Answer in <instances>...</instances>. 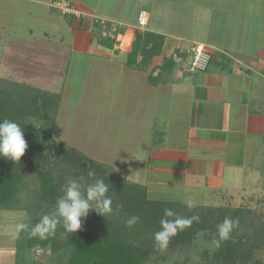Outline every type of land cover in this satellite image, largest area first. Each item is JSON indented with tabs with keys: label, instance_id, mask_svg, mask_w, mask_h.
Listing matches in <instances>:
<instances>
[{
	"label": "crops",
	"instance_id": "0c3cea01",
	"mask_svg": "<svg viewBox=\"0 0 264 264\" xmlns=\"http://www.w3.org/2000/svg\"><path fill=\"white\" fill-rule=\"evenodd\" d=\"M72 1L81 19L62 14L52 0H0V19L9 24L0 22V71L39 83L55 78L64 86L57 91L58 115L71 107L85 112L78 139L103 160H118L120 172L142 174L134 183L157 188L164 197L174 190L181 195L179 201L177 194L164 200L264 213V54L256 43L247 51L246 41L234 47L208 34V40L195 37L191 0ZM176 3L189 5L179 15L190 20L177 16L171 27L165 8ZM199 7V21L209 19V7ZM136 30L163 36L160 52L142 68L127 63ZM101 40H112V46ZM196 45L211 57L203 70L188 67ZM165 58L175 64L162 69ZM118 125L119 149L99 142L97 128L102 134ZM3 255L0 250V264Z\"/></svg>",
	"mask_w": 264,
	"mask_h": 264
},
{
	"label": "trees",
	"instance_id": "16d2710c",
	"mask_svg": "<svg viewBox=\"0 0 264 264\" xmlns=\"http://www.w3.org/2000/svg\"><path fill=\"white\" fill-rule=\"evenodd\" d=\"M111 41L101 40L106 46H112L113 41ZM162 41L163 36L161 34L136 30L135 38L128 53L127 63L138 68L146 66L152 57L160 52ZM210 59L211 57L209 61ZM168 64L170 66L175 62L171 58H165L160 67L165 69ZM12 87L16 90L12 92L16 97L6 92L0 94V121L4 119L12 120L22 128L28 146L20 160L28 155L36 157L35 163L36 168H38L36 171L41 184L40 198L43 199V204L47 205L49 214L54 211L56 201L62 195L58 172L64 174L73 170H76V174L83 175L87 180L92 177L104 180L109 185L107 195L111 197L114 209L111 215L105 217L95 210H89L87 217L82 218L81 228L77 232L67 234L64 228L58 225L55 235L49 236L47 239H40L38 236L31 234L32 225L37 223V219L30 215L27 222L31 225L18 240V245L21 248H31L35 245L46 247L49 245L54 252L63 249L68 253L65 264H145L150 255L158 250L155 247L153 234L159 230L160 220L165 218V209H171L178 216L199 217L198 221H194L190 227L178 232L170 240L167 248L170 250L189 246L198 231L206 228L214 229L226 217L238 220V224L242 223V225H247L244 224L247 223L245 221H250L253 212L249 209L231 210L218 207L213 210L214 207L192 208L191 211L185 214L181 211L180 204L182 203L150 199L145 192V186L141 184L110 179L100 174L89 177V173L93 174L96 170H99L98 164L91 163L90 166H85L82 163V156L77 150L72 147L59 149V147L49 144L47 142L48 133L43 130V127L36 129L30 123L24 121L25 113L28 115L36 114L37 107L35 104L39 102V99L42 104V97L38 99L36 95L31 96L28 98V106L21 101H17V97H21V100L24 99L25 91L29 93L31 89L29 91L25 89L24 91L23 89H16L18 86L12 85ZM45 96L51 104L46 103L48 106L47 112L41 115H46L45 118L48 120L45 123L50 125L49 122L53 118L52 111L57 106L58 96ZM15 98L16 101L11 102ZM38 108L40 109L39 114L44 112L43 107L38 105ZM44 151H48L49 155L48 153L43 154ZM40 156H42L41 159L38 158ZM52 156L56 159L53 162ZM19 166V162L0 157V206L11 204L16 199V195L20 190L21 170ZM58 166L60 170L57 169ZM177 208H180V210ZM133 215L138 216L140 219L138 223L129 227L126 222ZM243 233L242 230L235 227L231 233L232 237H236L235 240L231 239L230 235L228 240L222 241L219 247L213 251L214 259L222 261L223 264H246L249 251L247 249L241 250V247L244 246L243 243L245 244V240H247ZM63 235H65V238L60 242L59 238ZM248 264L256 263L250 261Z\"/></svg>",
	"mask_w": 264,
	"mask_h": 264
},
{
	"label": "rangeland",
	"instance_id": "374dc122",
	"mask_svg": "<svg viewBox=\"0 0 264 264\" xmlns=\"http://www.w3.org/2000/svg\"><path fill=\"white\" fill-rule=\"evenodd\" d=\"M192 4L190 5V10L192 11L195 9L194 16V36L201 37L204 39L207 34L210 37V39L214 40L216 43L219 42H225L227 40H230L231 42L229 45L238 47L241 46V40L243 42L246 41V49L247 51H251L253 49L254 44L255 49L259 51V54H264V0H191ZM103 4H110L109 1L104 2ZM209 7V14L210 18L207 17L204 19L203 22H200V16L197 14L199 6L203 5ZM110 6V5H109ZM183 8V11L189 9V5L182 4L181 6L176 4H168L166 6V14L168 15L167 22L171 23L169 26L173 27V23L177 22L176 17L180 16L185 23H188L187 21L190 20L189 17H186V19H183V16L179 15L180 9ZM127 8V7H123ZM1 9V7H0ZM105 10H108V8H105ZM212 10V12H211ZM182 11V10H181ZM5 16L4 14H2ZM6 18H1L0 22L5 25V27H8V22L6 23ZM175 24V23H174ZM110 29L109 31H111ZM113 31V30H112ZM111 31V33H113ZM9 32L7 28H5V32L3 34H6ZM0 30V40L3 38V35L1 34ZM108 32L107 34H109ZM107 35V36H108ZM206 37L205 40H208L209 37ZM105 38V36L103 37ZM107 38V37H106ZM41 42L43 37H40ZM211 40V41H212ZM52 49L54 47V44H50ZM183 46L188 45V43H183ZM125 49L127 48V44H125ZM3 44H1L0 41V57L2 52ZM49 48V47H48ZM260 48V49H259ZM131 49V48H130ZM53 50V49H52ZM208 51V49H207ZM193 51H191V54L188 55L190 59L193 57ZM188 67H190V62L188 61ZM7 72L0 71V94L2 92L11 93L12 96L14 91V86L16 89H31L29 93L25 91L24 96L25 98L21 100V97H17V101L23 102L25 105H28V98L33 95H36V97L39 99V97H42V104L39 102L36 103L40 107H43L42 109L44 112L38 113L40 110L38 108V105L35 104L36 108V114H24V121L27 123L30 118H35L40 121L41 128L43 127V130H45L48 133V143L55 145L57 147L63 148V147H72L73 149L77 150L80 155L82 156L81 159L83 160V164L85 166H90L91 163H95L99 165V170H96L92 175L100 174L104 177L115 179V180H125L129 183H134V179H140L142 174L135 175L132 173L125 174L124 172H120L121 170L120 164L118 160H103L102 155H98L96 151L92 152L90 151V148L87 147L86 140L83 141L82 139H78V133L80 126H82V121H85L82 117L84 111L79 110V108L75 107L74 109L71 107L72 104L69 103L71 110L64 111L61 113V115H58V104H60V94L57 92L60 89H63L64 86H61L60 82L57 84H54L55 78H50V83L52 85H49L50 83H46L44 81L38 82V80H34L33 78H28L24 76H9L7 77ZM68 81V84H73L75 81L71 83L69 81V78L66 79V83ZM87 81L88 77L82 78L80 84L78 85V90L81 89V91H85L87 89ZM3 82V83H2ZM64 85V84H62ZM25 86V87H24ZM76 88L73 89V91ZM72 91V93H73ZM33 92V93H31ZM45 95H57L58 96V102L57 106L52 111V121L49 122L50 125H47L45 122L48 120L45 118V114L47 112V104L50 103L46 99L47 97ZM72 96V95H71ZM16 97V95L14 96ZM91 99V98H90ZM16 101V98L14 100H11V102ZM53 103V102H52ZM65 102L61 101V105L64 106ZM51 104V103H50ZM29 106V105H28ZM59 117V122H57V118ZM100 119V117H98ZM66 123V124H65ZM50 129H49V128ZM119 129L120 126H117L112 129L111 127L109 129L108 127V133L102 131L101 132L97 128V132L101 136V140L99 142H102L106 147L112 145L113 149H119V147L116 148V144L120 142L119 140ZM67 130H71L69 133ZM122 131V130H121ZM75 132V134H74ZM123 132L125 130L123 129ZM112 133V134H111ZM125 134V133H124ZM111 140H106V136L110 137ZM116 139V140H115ZM66 143V144H65ZM72 143V145H70ZM48 151H44L43 154H47ZM28 155V154H27ZM49 155V153H48ZM42 158V156L38 157ZM52 162L54 161V157H51ZM56 160V159H55ZM36 157L32 155H28L27 157H23L19 163H20V170H21V176H20V190L16 195V199L13 203L8 205H2L0 206V247H1V241L4 242L6 248L2 247L0 248L1 252L4 254L3 258L4 264H65V261L68 257V253L60 249L59 251H53L52 248L48 245L46 247H42L40 245H35L31 248H21L18 245V240L20 236H23L27 230V228L31 225L28 220V216L32 215L37 219V223L40 221V218L45 215L49 214L47 205L43 204V199L40 198L41 193V184H40V178L37 174L36 169ZM43 169L45 167H42ZM60 170V167L58 168ZM76 170L60 174L58 172L59 180L61 181L62 189L66 185L67 181L70 179H78L81 177V175H78L75 173ZM81 173V172H79ZM87 175V174H85ZM127 175V176H126ZM83 176V175H82ZM84 177V176H83ZM90 177V176H89ZM88 177V179H89ZM96 179L93 177L89 180L85 178L86 183H93ZM142 185V184H141ZM147 187V186H146ZM145 187V188H146ZM145 192L147 196L150 199L154 200H164L167 199H174V195L176 197L179 196V201L181 198L178 194V192H172L171 197H164V193H160V191L157 190V188L148 187L145 189ZM42 202H41V200ZM40 200V202H39ZM167 200V201H171ZM179 203V202H178ZM181 203V202H180ZM181 208L182 213H187L191 211L192 209H189L185 203L182 202ZM179 205V206H180ZM195 208H206L201 207V205L196 204ZM180 210V208H177ZM215 208H213L214 210ZM30 211V212H29ZM247 225H242V223L238 224L236 228L242 230L244 235L246 236L245 244L243 243V249H247L249 251L248 257H247V263L250 261H253L256 264H264V213H256L253 212L250 216V221H245ZM19 223H24L28 227L25 230H22L19 232L18 236H13V233L16 231V226ZM35 223L34 225H36ZM32 225V227L34 226ZM218 225V224H217ZM242 233V232H241ZM68 234V233H67ZM65 238V235L61 236L59 238L60 242ZM234 239L236 237H232L231 239ZM218 239L217 237V227L214 229L212 228H206L205 230L198 231L191 244L189 246H184L183 248L176 249V250H170L167 249L166 251H159L152 253L149 257V259L145 262V264H223L222 261L215 260L213 257V251L217 248L213 241ZM235 240V239H234ZM222 242V241H221ZM220 242V243H221ZM3 245V244H2ZM16 249V253L13 252V247ZM250 247V248H248ZM250 249V250H249ZM7 252L9 253L7 255ZM2 261V259H0ZM0 261V263H1Z\"/></svg>",
	"mask_w": 264,
	"mask_h": 264
},
{
	"label": "clouds",
	"instance_id": "9594fccd",
	"mask_svg": "<svg viewBox=\"0 0 264 264\" xmlns=\"http://www.w3.org/2000/svg\"><path fill=\"white\" fill-rule=\"evenodd\" d=\"M27 123L36 129L41 127L40 121L35 118H30ZM27 146L22 128L18 123L8 119L0 121V157L19 162ZM91 175L92 173H89V176ZM108 192L109 185L102 179H96L93 183H86L83 176L68 180L62 189V195L56 201L54 211L43 215L31 228V234L40 239H47L55 235L58 225H61L66 233H75L81 228L82 218L87 217L89 210H95L104 217L111 215L114 209L112 199L107 195ZM185 204L189 209L196 206L195 201L192 200L185 201ZM164 217L159 222V230L153 234L155 247L161 252L167 250L170 240L178 232L199 220L197 216H178L171 209L164 210ZM139 219L138 216L133 215L127 219L126 223L131 227L138 223ZM237 225L238 220L226 217L217 225L218 239L214 240L213 244L219 247L221 241L228 240ZM27 227L24 223L17 224L13 236H18L19 232Z\"/></svg>",
	"mask_w": 264,
	"mask_h": 264
},
{
	"label": "built area",
	"instance_id": "2783aa9c",
	"mask_svg": "<svg viewBox=\"0 0 264 264\" xmlns=\"http://www.w3.org/2000/svg\"><path fill=\"white\" fill-rule=\"evenodd\" d=\"M53 6L59 10L62 14L71 16L75 19H81L84 15L81 10H79L72 0H52ZM139 24L144 25L146 23L145 16L143 13L139 14L138 17ZM193 58L190 62V68L193 70H203L206 68L210 55L205 50L204 46L196 45L192 48Z\"/></svg>",
	"mask_w": 264,
	"mask_h": 264
}]
</instances>
